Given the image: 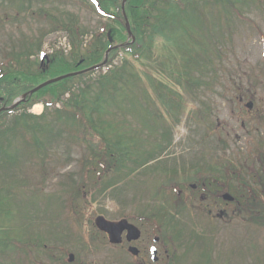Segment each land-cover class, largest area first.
<instances>
[{
	"label": "rangeland",
	"instance_id": "1",
	"mask_svg": "<svg viewBox=\"0 0 264 264\" xmlns=\"http://www.w3.org/2000/svg\"><path fill=\"white\" fill-rule=\"evenodd\" d=\"M60 2L62 3L59 4ZM263 4L264 0H259L257 2L253 1L252 3L250 1L248 3L234 1L229 5V20L227 22L225 21L226 17L224 14L222 15L221 26H219L218 21H214L211 18V35L215 40L218 36V33H221L222 36H219V44L215 56L212 54L209 55L210 61L208 66H206L205 62L202 67H198L196 64H194L191 66V68L187 66L184 68L183 62L176 57V54L173 50H165L163 47H161L162 42L160 43L157 41L155 44L149 43V48H151V50L154 52V55L158 56V59L164 60V63L169 69L177 70V74H179L180 80L182 81V84H178L176 80L172 78L168 79V76H174L176 78V74H172L168 71H166L165 76H161V70L155 63H153V61L150 60L146 62V66L149 71L155 75L158 80L161 79L165 84H169L171 86L170 88L173 90L172 93L177 92L176 90H178L181 100L185 103V105H187L186 110L179 116V122L175 124L173 128L172 145L162 154L164 158L172 159V163H176L178 168H188L194 164H203L204 162H202V157L205 155L208 156L210 152L213 156L217 152L216 155L219 156L221 152L217 138L221 137L227 143L226 155H221L216 159H214L216 156H209V158L206 159L207 162L213 165H218L223 163L224 157H227L232 160L234 164L239 165L240 162L247 160L250 166L247 171L253 169L258 170L260 164L258 155L254 154L253 151L256 149V144L258 142L257 140L264 138ZM54 6L60 8L57 10L53 8L51 10L54 15H58L59 11L67 10L70 11V14L79 16L80 25L87 30V34L83 36L82 42L88 45L92 37H94V32L97 31L100 25V20H98V17H96L94 14V11L82 6L77 0L55 1V4H53L50 9ZM166 8L167 7L165 6L163 7V9ZM36 10L37 8H35V11ZM2 14L7 15L9 19H13V17L16 15V12L10 7L9 4L6 5V2L0 0V15L2 16ZM21 21L22 22L20 23H13L15 21L10 23V21L6 25L0 26V76L4 75L7 67L9 66V62H11L10 52L14 50L16 45L15 40L21 36L20 33H23L25 37L30 38L31 43L34 46H38L39 39L43 41V45L41 46H45V42L47 40L46 38L48 36L44 38L42 36V32L43 30H48L52 26L49 20H44L39 16H35V18H29L27 21L22 19ZM203 24L207 30H209L204 20ZM193 34V37H198L197 32ZM184 38L187 39V35H185ZM83 49L86 48L84 47ZM36 51H38L37 48L34 49V52ZM42 51L45 50H41V52ZM164 54L174 56L175 60L173 61L176 62V65L173 63V61L171 62L168 58L163 56ZM116 62H119V60H116ZM142 66L145 65L143 63H138L136 65V67ZM124 72L126 74H130V72L127 70H124ZM213 75H216L217 78L212 77ZM49 78H51V76ZM188 80H193L194 82L197 80L204 81L207 82V85L201 84L198 88L193 86L191 89L193 93H190L185 88V82ZM88 81L89 82H85L92 88L91 83L96 81ZM111 81H113V83L115 82V80ZM183 85L184 87H182ZM68 86L75 95L80 93V91H83L84 88L83 78L81 80L76 79L74 82H70ZM112 89L113 88H109L110 91H112ZM134 91V88L130 87L129 89L125 88L119 94H129ZM246 92H251L253 94V98L250 100L246 98L243 103H240L241 99L238 98L239 95H243ZM105 94L107 97L108 93L105 92ZM245 97H247V95ZM125 103L127 102L125 101ZM248 103H253L255 105L246 109L245 107ZM116 105L117 107L114 105L109 109L110 113L124 116L122 111L126 107L121 106L122 110L120 111V106L118 104ZM103 114L102 117H95L96 123H99L98 121L101 122L102 119L104 121H110V117L107 115L103 116ZM152 115L154 117L158 116L154 111ZM154 117L150 116V121L151 124L156 125L157 122L155 121ZM202 117L204 118L203 122L201 121ZM130 118L131 116L128 118L129 125H132V130L134 128L137 130V123L133 120H129ZM169 118L172 119L173 116ZM3 120V122L6 121L7 127L12 126L13 117L10 116ZM166 120L170 124V121L167 118ZM113 121L114 120L107 123L116 124L115 121ZM243 124H246V126L244 127ZM133 125H136V127ZM101 127L106 128L104 125ZM55 128H58V126ZM139 134L140 136H137L136 138L141 139V141L139 139L137 140L138 143L143 144L141 149H151V144L146 142L144 133L139 131ZM62 135L63 136L60 137L55 136L50 139V142L46 143V150H48L50 154V161L46 162L45 167L47 169L49 167L51 168L53 159H56L57 164L54 168L43 171L46 175L45 178H43L41 174L42 171L38 170L40 164L39 160L44 157L43 153L42 155H39V160H34L31 157L34 150L33 148L28 149L27 145L17 143L14 150L9 149L11 151L10 155L17 156L16 165L22 163H24V165L21 166V169L20 167L11 169V162H8L7 164L4 163L6 166H2L0 168V186H3L7 183V185H18L17 187H19L25 179H29L27 182L28 190H39L47 195L53 194L55 195V198L63 197L64 199H67V196H63L61 193L64 192V188H66L67 185H72L74 181L76 182V186L73 189H78L80 187L79 184L82 181L83 174V164L80 161H82L86 156L90 155V149L87 147V143L83 139L79 141L73 139L74 136L73 134L70 136L68 129H65ZM106 136L109 138L108 135ZM128 136L129 138L134 139V136ZM110 138L115 140L116 135H112ZM262 151L264 153V147H262ZM14 152L20 153L14 154ZM132 163L133 156L130 155L129 160L126 162V170L133 174L131 177L133 181L136 182L135 185L138 187V190H133L134 184L129 187V192L126 195H121L119 191L115 193L114 189H112L108 192H105L103 195H97V200L95 201L96 203L90 207L83 206L81 200H77L76 206L74 207L73 211L70 212V214L80 213L84 224L87 225L88 232H93L95 230L91 223L94 222L95 216L100 211H102L104 215L106 214L107 217L114 220L121 219L123 217L130 218L131 214L129 213H131V210L135 212V214H133V218H136L138 221H146L149 219L150 209L147 211L146 208H151L156 205V203L155 201L148 199L149 193L145 192L147 188L139 184L145 179V177L142 175H140L142 180H139V178L136 177V175H138L139 168H129V165H132ZM211 167L212 166H209V168ZM146 170L147 168L143 169L142 172ZM70 177L72 178L71 181ZM104 181L105 178L100 180V183L103 184ZM123 186L124 185L117 184L115 188L118 189ZM153 188L154 187L152 186V190ZM89 190H92V186L89 187ZM80 192L83 193V190ZM161 193L164 199L163 201L166 200V197L172 199V194H169V190L164 188L161 190ZM41 194L42 193L40 192L33 194V196H35V202L33 203V206H25L23 202L20 201V203L15 208L16 211H19V213H17L19 216L18 220H16V215H11L10 217H6L4 219L5 223H3V220L1 219L2 217H5V211L2 210V206H4V204L2 202L0 203V239H4V237H14L12 239H17L19 237L17 234L22 236L23 233L21 228L26 225L28 221L27 218L31 217L29 212L27 215L24 213V207L31 208V213H34V215L32 214L30 223L27 224L32 225L35 235L52 236L54 230L59 231L60 227H63L58 226L55 223L58 222L59 219L61 220L66 217V214H68L67 208V213L62 214L61 208L63 203L56 199L52 200L49 207H43L39 203ZM27 195L29 196L31 194L29 193ZM16 197L19 200L23 198V196L20 194H16ZM136 205H140L141 207ZM17 208H19V210ZM82 209H84V211L87 210L84 213V216L81 212ZM51 220L54 221L51 222ZM246 220V216L240 217L236 221L237 226H249L246 224ZM223 223H226L225 219L215 223L217 230L215 234H213V239H216L221 244L230 241L232 243H238L240 239L244 240L245 238L247 239L248 244L259 240V235L257 233H254L250 237V234L247 235L246 230L238 231V234H233V237H231V234L226 232V230L229 231V229L224 227V225H222ZM10 224L14 226V234H11V232L8 231ZM54 227L57 228L54 229ZM64 230L65 231H62V235L55 239L47 237L48 239L45 240L43 238V240L53 248L49 246V250L46 252L41 250V254L43 255L38 257L37 253L34 252L33 255L37 258V263L32 264H50V254L48 257V253H52L57 258V260H60L64 256L65 251L73 253L77 261H79L77 262L78 264H83V262H97V264L100 263L96 256L93 255L95 253V249L102 248L99 245L98 240H96V246H92L88 251H83L82 243L74 244L72 238L68 237V233H72L74 239L77 237L75 235L76 227L74 225H69ZM249 230L250 229H248V231ZM80 232L83 234V230H80ZM29 237L30 235H23L22 238L27 240ZM209 237L210 233L205 232L202 239ZM173 238L174 240L180 239L178 236H173ZM262 238H264V234H262ZM195 244L196 241L192 243V247H190V249L193 248L194 250H198L199 245ZM189 253H191V251ZM65 258L63 257L61 261L62 263L67 262V259ZM22 262L27 264L23 259V254L18 253L16 249L7 251L5 255H1L0 253V264H23Z\"/></svg>",
	"mask_w": 264,
	"mask_h": 264
},
{
	"label": "trees",
	"instance_id": "2",
	"mask_svg": "<svg viewBox=\"0 0 264 264\" xmlns=\"http://www.w3.org/2000/svg\"><path fill=\"white\" fill-rule=\"evenodd\" d=\"M16 1L22 2V5L18 10V12L21 13L22 10L26 8L24 7V4L28 2L30 3L29 4L30 7L31 2H33L34 0H16ZM94 1H97L101 5L102 10L106 14V17L109 18L108 31L112 32V37L114 38V40L120 43L124 42L127 36H126V32L124 28V20L121 12L122 0H94ZM234 1L245 2L246 0H185V4H180L179 6H177V8L184 11V13L180 12L175 6L172 5L170 8L174 9L175 11L170 12L169 17L166 18L167 13L158 16L153 15L154 10L157 9L154 0H128L126 4V13L130 21L132 33L136 40L134 44L127 45L124 52L126 54L127 52H132V55L137 58L139 57L143 59L151 58L153 56V53L148 49L150 47L149 43H153L156 37L161 36L163 39L164 48L167 47H173L179 49L181 48L182 57H183L182 61L185 65L193 66L195 63H199L200 65V62L198 61V59H196V55H198L199 50L202 51V44H209V43L204 38L205 35H203L202 28H200V31L197 33L198 41H196L195 38L193 37L194 35L193 33H195V31L193 27H190L191 23L194 21L191 18L192 16L191 12L194 13L195 15L198 14L199 12L204 13L205 10L208 8V6L212 3L219 5L221 11L223 10L224 12H227V6H229ZM26 14H30V16L34 15L33 13H31V10L29 8L27 9ZM218 14L221 15L219 12ZM39 16L41 18H49V14L42 9L40 10ZM219 19L221 18L218 17L217 21ZM202 20L207 21L205 15H203ZM62 27L63 24L61 26H56L55 29H61ZM197 27L199 29V26H195V30ZM187 29H191V30H187ZM67 32H69L70 36L73 38V41L79 39L81 34V32L76 28L75 25H73V28L68 30ZM185 35H187V39L185 38V42L182 43L181 40L184 38ZM106 37L107 34L105 32L101 33L100 38L97 40V42L89 52L87 56V60L91 62H97L102 58L103 52L107 48V41L105 39ZM30 42L31 41H26L23 43L24 46L21 52H25L27 50L25 47H27L28 43H29L28 47H30ZM166 57L169 58V56ZM90 64H94V63H90ZM8 65L9 66L5 71V75L0 79V87H1L2 95L4 96V101L6 104L9 105L12 104L13 101L20 95L28 92L36 85L44 82L45 79H47L46 78L47 75L52 76V74H57L62 70H67L70 66V63L67 62L66 59H64L62 56L57 55L54 57L52 61V65L48 71L49 74H45V75L40 71V69L38 71L33 72L31 70V66L29 62L18 64L12 60L11 62H9ZM148 80L150 84L153 86L154 90L156 91L155 94H157L158 97L164 100V98L166 99V97L169 98L172 95L174 96V94L171 93L170 90L171 88L169 86L167 85L165 86V84L162 85L161 83H154L151 79H146V81ZM201 84L207 85V82L199 81V80L194 82L193 80H188L187 82H185V88H187V90L191 93L192 92L191 89L193 88V86H196L197 88ZM51 88L52 87H49L48 89ZM139 88L143 89L142 95L144 96L148 95L149 97L146 84L140 86ZM63 91L65 92V90ZM39 94L40 95L34 96L30 99L28 98L29 100L20 106L26 108L28 105H31L32 103L39 102L43 98L42 94L44 93L40 92ZM51 97H52L51 104L54 105L56 101H60L61 93L58 92L57 94H55V96L51 94ZM241 97L242 96H240V98ZM168 101L169 100L167 99V102ZM73 102L75 104V108L77 109V111H79L82 106L81 107L78 106L79 103L77 102V97H75V100ZM45 104H47V102H45ZM134 108H137L135 104H134ZM69 116L71 115L70 114L67 115L68 119L70 118ZM29 118L30 117L24 115L22 116L21 120L25 121ZM43 119H45V117H43ZM82 119L85 120L89 125L87 127L86 126L83 127L84 130H90L95 128L94 123L85 117H81L80 119L78 116H75L73 117L72 121L77 120L78 122H80ZM50 127H51L50 122L47 123L45 122L44 124H36V125H32V124L24 125V128L27 133L39 132L41 133V135H45L49 131ZM109 128L111 129V126H109ZM116 134L122 136L124 135V132L121 130L119 131L117 130ZM14 136H20L18 131L15 130L12 133L5 132L2 135V137L5 140H8L9 137H14ZM117 143L119 144L113 145L111 142H106L103 145L105 151L108 153L115 151L117 152V154L120 155L125 154V148L128 147V143L122 142L121 140H119ZM218 143L221 144L224 151V148L226 147V141L219 138ZM101 145H102L101 143H90V146L92 147L94 152L99 151L102 147ZM136 148H138V145H136ZM258 151L257 153L259 154ZM259 157L261 162L260 166L264 167V153L260 152ZM232 165L226 162L223 163V165L219 164L218 166L220 168H225V167H232ZM259 180H260L259 175H256V182L260 183ZM260 185L263 186V189H261L260 191H252V193L248 195V199L256 201L264 198V181L261 182ZM249 207L253 208L252 206ZM258 210L260 216L263 217L264 212L261 211L260 209ZM261 227L264 228V223L261 224ZM10 247H12V245L10 246L7 245V249H9ZM24 249L27 259L34 261V258L32 257V252L28 249V246H26ZM19 250L20 251L22 250L21 246H19Z\"/></svg>",
	"mask_w": 264,
	"mask_h": 264
},
{
	"label": "bare ground",
	"instance_id": "3",
	"mask_svg": "<svg viewBox=\"0 0 264 264\" xmlns=\"http://www.w3.org/2000/svg\"><path fill=\"white\" fill-rule=\"evenodd\" d=\"M72 17L74 18V16H71L69 18V20L63 25V27L59 31V34L73 28ZM58 35H56V36H58ZM52 39H53V43H54L56 39L55 38H52ZM82 39H83V33L80 34L79 41L82 42ZM59 40H62V42L60 41L61 43L58 44L57 48H60L61 46H63V44H66V45L70 44L67 37L62 36V37H60ZM53 43H51L49 45H45V46H41L40 44H38V46L25 47L27 49L25 52H21L23 49L22 50L18 49L19 51L13 50L10 52V57H11L10 61L13 60L14 62H16L18 64H23V63L29 62L30 66H31V70L33 72L38 71L40 69V71L42 73H44V75L49 74L48 71L52 65V61H53L54 57L58 55L51 49V46L53 45ZM35 48L40 49V50H45L47 52L44 51L45 52L44 56H38V55L34 54ZM60 56H62V55H60ZM62 57L64 59H66L67 62L70 63V66L67 70H62L61 72L57 73L60 76V80H58L57 83L60 85V87L63 90H65V92H69L66 89L67 82L69 81V76L80 65L81 60L74 59V58H66L64 56H62ZM115 68H116L115 64L111 63L110 70L112 72H115ZM92 72H93L94 80L96 82L102 81L108 88H113L111 85L110 79L107 76L103 75L97 66L92 67ZM48 77L49 76L47 75L46 78H48ZM1 78L2 77L0 76V79ZM91 85H92V88L90 87V90L88 91V96L94 104H98L99 99L95 93L96 87L94 84H91ZM36 86H38V85H36ZM48 88H49L48 85H46L45 83H42L40 86H38L36 88H32L33 90H29L28 92H26L25 95L27 98L30 99L34 96L40 95L39 94L40 92H43L44 93V94H42L43 98L40 100L43 102V101H46V99H47L45 92L48 90ZM77 96L82 101L79 93L77 94ZM117 98L115 97V99H117ZM56 102L61 103L60 101H56ZM82 103H83V101H82ZM40 110H41L40 105H37L33 108L34 112H39ZM103 112H104V114H103ZM102 114H103V116L106 115V109L104 107L101 108V117H102Z\"/></svg>",
	"mask_w": 264,
	"mask_h": 264
},
{
	"label": "flooded vegetation",
	"instance_id": "4",
	"mask_svg": "<svg viewBox=\"0 0 264 264\" xmlns=\"http://www.w3.org/2000/svg\"><path fill=\"white\" fill-rule=\"evenodd\" d=\"M192 210H194V209L192 208ZM195 210L199 211L201 209L199 207H196ZM179 211H180L181 214H179L177 216L176 226L177 227H183L182 216L185 213L186 209H182V210H179ZM217 211H220V210H217ZM231 211L234 212V210H231ZM224 215H226V211L225 212H220V216L221 217H223ZM212 221L214 222V219H212ZM151 234H152V232H150V231H144V232L141 233V239L138 240V242H137V248L139 249L140 253H139V255L137 257H134V258H136L134 260L136 261L137 264H142V262L145 263L146 259L149 260V244H150V242L147 240V238H149L151 236ZM165 240H166V237L163 236V238H161L160 241L158 242L159 249H161L163 251V255L165 257L164 261L167 260V249L165 247V245H166L165 244ZM181 254H183V253H181ZM223 254L227 258V260L231 258L230 257L231 256L230 250H224ZM217 260H218V258L216 256H211L210 257V261L212 263L216 262ZM158 264H161L160 260H158ZM202 264H204V263H202Z\"/></svg>",
	"mask_w": 264,
	"mask_h": 264
},
{
	"label": "water",
	"instance_id": "5",
	"mask_svg": "<svg viewBox=\"0 0 264 264\" xmlns=\"http://www.w3.org/2000/svg\"><path fill=\"white\" fill-rule=\"evenodd\" d=\"M118 228H121V225L117 226Z\"/></svg>",
	"mask_w": 264,
	"mask_h": 264
}]
</instances>
